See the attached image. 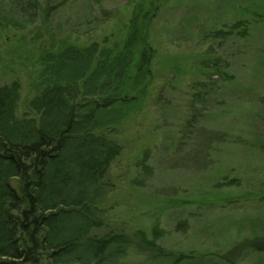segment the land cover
<instances>
[{"label":"rangeland","instance_id":"374dc122","mask_svg":"<svg viewBox=\"0 0 264 264\" xmlns=\"http://www.w3.org/2000/svg\"><path fill=\"white\" fill-rule=\"evenodd\" d=\"M59 3L27 19L0 0V85L20 83L23 116L51 55L115 57L134 42L133 71L113 87L135 100L106 128L122 152L94 234L164 232L160 253L129 249L120 264H264V0ZM144 46L154 56L141 82Z\"/></svg>","mask_w":264,"mask_h":264},{"label":"trees","instance_id":"16d2710c","mask_svg":"<svg viewBox=\"0 0 264 264\" xmlns=\"http://www.w3.org/2000/svg\"><path fill=\"white\" fill-rule=\"evenodd\" d=\"M59 1L69 0L12 3L27 19H48ZM129 42L115 57L97 56L96 46L51 55L46 84L23 116L20 83L0 85V264H120L129 249L160 253L158 227L152 239L136 231V241L94 234L105 226L107 176L122 152L106 128L118 123L116 108L135 100L113 87L133 71ZM153 56L140 50L134 79H149Z\"/></svg>","mask_w":264,"mask_h":264}]
</instances>
